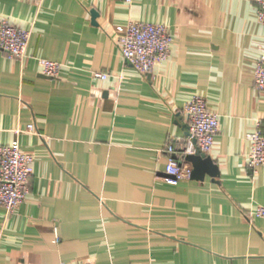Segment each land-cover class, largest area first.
<instances>
[{
    "label": "crops",
    "instance_id": "obj_1",
    "mask_svg": "<svg viewBox=\"0 0 264 264\" xmlns=\"http://www.w3.org/2000/svg\"><path fill=\"white\" fill-rule=\"evenodd\" d=\"M256 10V0H0V17L30 32L22 57L0 49V144L34 154L27 195L10 212L0 204V264H264V216L250 215L264 205V164L248 165L247 138L264 132ZM130 19L173 35L151 72L119 51ZM37 57L62 62L60 75L42 74ZM194 94L219 119L206 153L218 174L173 183L169 157L190 164L183 108Z\"/></svg>",
    "mask_w": 264,
    "mask_h": 264
},
{
    "label": "built area",
    "instance_id": "obj_2",
    "mask_svg": "<svg viewBox=\"0 0 264 264\" xmlns=\"http://www.w3.org/2000/svg\"><path fill=\"white\" fill-rule=\"evenodd\" d=\"M257 20L264 23V0H256ZM29 30L20 28L6 17H0V49L9 58H20L26 53ZM173 35L163 22H149L138 19L127 21L126 30L117 41L121 55L135 69L142 73L151 72L154 66L170 56ZM40 72L48 77H58L63 63L57 60L37 57ZM106 71H94L93 76L100 79L108 77ZM253 84L264 90V53L255 64ZM183 112L188 120L190 139L187 149L190 152L208 153L213 146L215 135L219 131V119L211 111L203 96L194 94L185 104ZM33 129V123L27 125ZM250 142L248 165L255 167L264 164V132L258 124L247 133ZM169 153L175 151L173 145L166 148ZM34 154L21 147L17 139L0 144V204L10 212L27 195V181L33 172ZM192 166L170 156L166 165L168 180L176 181L191 176ZM250 215L264 216V205L258 204ZM59 264H94L92 260L80 259L74 262L61 261Z\"/></svg>",
    "mask_w": 264,
    "mask_h": 264
},
{
    "label": "water",
    "instance_id": "obj_3",
    "mask_svg": "<svg viewBox=\"0 0 264 264\" xmlns=\"http://www.w3.org/2000/svg\"><path fill=\"white\" fill-rule=\"evenodd\" d=\"M97 15L96 11L92 10V17ZM177 157L176 154L173 155ZM184 159L190 162L192 166L191 178L203 179L205 173L211 176H216L218 174V167L215 161L210 155L202 151L188 152L184 154Z\"/></svg>",
    "mask_w": 264,
    "mask_h": 264
}]
</instances>
